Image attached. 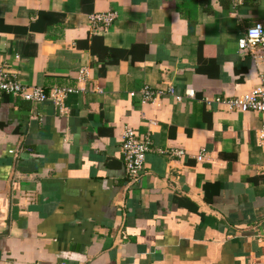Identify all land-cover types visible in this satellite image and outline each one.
<instances>
[{
    "label": "crops",
    "instance_id": "0c3cea01",
    "mask_svg": "<svg viewBox=\"0 0 264 264\" xmlns=\"http://www.w3.org/2000/svg\"><path fill=\"white\" fill-rule=\"evenodd\" d=\"M255 22L264 0H0V68L76 89L0 100V264H264V112L204 100L264 83V49L238 48Z\"/></svg>",
    "mask_w": 264,
    "mask_h": 264
},
{
    "label": "built area",
    "instance_id": "2783aa9c",
    "mask_svg": "<svg viewBox=\"0 0 264 264\" xmlns=\"http://www.w3.org/2000/svg\"><path fill=\"white\" fill-rule=\"evenodd\" d=\"M116 17L114 11L97 12L90 15V19L94 26H109ZM238 48L241 51H248L250 54L257 53L260 49H264V27L261 22H255L248 26L243 35L238 39ZM74 87L54 86L46 91L41 86H28L19 81L16 75L10 73L4 67L0 68V100L6 95L20 97L30 102H53L60 111L64 110L63 99L68 94L75 92ZM167 91L173 93V87H168ZM150 87L145 86L141 89L142 102L150 100L153 96ZM133 95V93H131ZM185 94L194 96L193 90L187 89ZM177 99L181 95H176ZM204 100H214L218 103H224L229 108L239 111L254 110L264 112V83L234 98L224 99L219 96L214 99L205 97ZM260 141L264 143V120L259 129ZM150 150V140L145 137L140 139L133 127H126L122 135V160L124 170L129 181L136 182L144 172V159L146 153ZM173 154L182 155L183 151L174 150ZM203 158L202 154L197 156L198 160Z\"/></svg>",
    "mask_w": 264,
    "mask_h": 264
}]
</instances>
